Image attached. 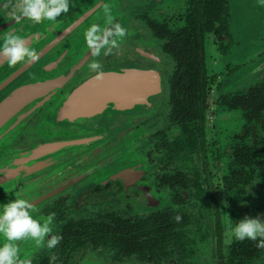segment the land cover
Returning a JSON list of instances; mask_svg holds the SVG:
<instances>
[{
    "label": "flooded vegetation",
    "instance_id": "obj_1",
    "mask_svg": "<svg viewBox=\"0 0 264 264\" xmlns=\"http://www.w3.org/2000/svg\"><path fill=\"white\" fill-rule=\"evenodd\" d=\"M190 1L69 0L67 13L34 22L16 19L22 0H0V51L12 33L36 56L16 64L0 56V163L36 147L45 154L35 172V157L15 160V172L0 164V206L23 198L42 225L54 214L39 246L11 242L19 264H197L203 245L211 264H264L257 241L230 235L246 216L264 219V44L253 59L233 58L240 43L224 0L222 21L201 30L197 61ZM119 10L130 41L162 62L161 102L151 112L147 102L128 111L85 106L92 93L81 88L97 75L91 64L106 61L102 72L113 71L103 58L120 38ZM93 25L102 37L95 47L87 41ZM181 43L184 58L174 59ZM154 216L164 254L142 256L130 233ZM52 236L60 240L48 248Z\"/></svg>",
    "mask_w": 264,
    "mask_h": 264
},
{
    "label": "water",
    "instance_id": "obj_2",
    "mask_svg": "<svg viewBox=\"0 0 264 264\" xmlns=\"http://www.w3.org/2000/svg\"><path fill=\"white\" fill-rule=\"evenodd\" d=\"M230 1L233 6L237 5L239 7L238 9L243 18V20L241 18L242 32L245 37L243 43L255 54L258 46L264 44V0ZM118 16V26L124 30V35L120 36L119 40L114 44L113 60H117V64L112 65L113 71L111 73L102 72L101 79H96L95 76L84 85L85 87L81 88L83 92L92 93V98L85 99V106L92 105V107H95L102 106L103 103L113 102L119 109L128 111L131 110L132 103L135 108L138 103L147 102L148 104L145 108H149L151 112L159 104L162 92V62L151 49L145 48V45L139 48L135 42L130 41L129 35H131V32L128 27V21L120 10L118 11ZM131 60H133V64H129ZM256 73L257 69L253 67L247 73V78L254 77ZM140 89L141 94H138L137 92ZM79 91L80 88L78 87L76 90L77 94ZM77 97L72 101H77ZM79 102L81 103L80 99L74 105L76 108L82 106ZM42 148L36 147L29 150V152L9 156L5 162L3 161L0 164L5 168H10L12 172L19 171V166L16 163L20 165L21 162H15V160H23L26 158L22 157L28 156L30 159L35 157L38 160L36 163L35 161H29L30 164L34 165V168H29L31 169L30 172L37 171L35 165L42 164V169H44L45 160L41 161L39 159L42 156L44 157L45 154L41 155L38 153ZM127 151L130 156L134 155L131 154L130 148ZM15 179L17 178H13V180Z\"/></svg>",
    "mask_w": 264,
    "mask_h": 264
},
{
    "label": "clouds",
    "instance_id": "obj_3",
    "mask_svg": "<svg viewBox=\"0 0 264 264\" xmlns=\"http://www.w3.org/2000/svg\"><path fill=\"white\" fill-rule=\"evenodd\" d=\"M68 11L69 0H22L20 15L16 19L19 20L22 17H26L34 22H39L42 19L54 21L62 13H67ZM97 32L98 29L95 25L89 29L87 41L90 46L95 47L97 42L102 40L101 36L96 35ZM111 35V32L107 33V36ZM116 35H124V30L119 26L116 27ZM106 42V38H104L103 43ZM112 43L115 44L116 41L114 40ZM96 54L98 55L99 51ZM0 56L7 59L10 64H16L25 57H29L32 60L36 59L35 54L29 50L26 41L12 33H9L3 43ZM90 67L91 70L97 72L96 79H101V65L92 63ZM31 207L32 205L23 198L14 199L0 206V234L9 242L0 246V264H19L18 247L11 242L32 238L39 246L45 235L51 232L49 225L53 221L54 214L49 215L47 221L42 225L30 215L28 209ZM230 235L238 241L246 239L257 241L256 246L264 249V219L246 216L235 224ZM59 240L60 237L52 236L47 242V247L54 248L59 243ZM22 264H30V261L24 260Z\"/></svg>",
    "mask_w": 264,
    "mask_h": 264
},
{
    "label": "trees",
    "instance_id": "obj_4",
    "mask_svg": "<svg viewBox=\"0 0 264 264\" xmlns=\"http://www.w3.org/2000/svg\"><path fill=\"white\" fill-rule=\"evenodd\" d=\"M224 0H191L188 5L187 10V23L190 28H192L193 23L196 24L198 28L197 36V61L200 57V50L202 40H201V30L202 29H211L214 27L216 22H221V14L223 13ZM186 37L190 39V35L187 34ZM188 42V55L186 60L188 61V70L189 75L193 70V49L194 44L190 40ZM182 44V43H181ZM185 45L182 44V47L173 54L174 59H178L177 56L184 58ZM187 64V65H188ZM158 216L149 218L145 223H142V226H134L132 232L130 233L133 238V246L136 252L140 253L142 256H159L164 254V248L166 243H163L159 238L162 234L161 228L158 226ZM115 235H121L120 233H115ZM120 244V243H117Z\"/></svg>",
    "mask_w": 264,
    "mask_h": 264
},
{
    "label": "rangeland",
    "instance_id": "obj_5",
    "mask_svg": "<svg viewBox=\"0 0 264 264\" xmlns=\"http://www.w3.org/2000/svg\"><path fill=\"white\" fill-rule=\"evenodd\" d=\"M228 1H229V5H230V15H231L232 27H233V30L235 31V33L237 34V36L239 38V43H240L237 51L235 52V54H233V58H238L239 56H246V58L253 59L255 54H253L252 51L250 50V48L243 43V41L245 40V37H244V34L242 32V24H241L242 15L238 9L239 7L237 5L233 6L231 4V1L230 0H228ZM117 17H119V16H117ZM242 20H243V18H242ZM108 49H109L108 50L109 56H107L106 58H103V60H109L111 66L117 64V60H113V52L115 51L114 44H112ZM150 49H152V48H150ZM214 49H215V47H214ZM98 63L101 65V69H103L104 67L109 65L106 61H102V60L98 61ZM252 68H253V66L248 68L246 70L247 73ZM162 77H163V68H162ZM160 102H161V96H160L159 104H160ZM124 150H128V149H124ZM131 153L134 154L133 156H139L136 152H132V150H131ZM208 252H209V250L206 249V247L203 245L201 247V253H200V255L196 261L197 264H211V261L208 257Z\"/></svg>",
    "mask_w": 264,
    "mask_h": 264
}]
</instances>
